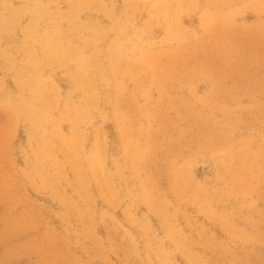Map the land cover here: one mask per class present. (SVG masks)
I'll return each mask as SVG.
<instances>
[{
    "label": "rangeland",
    "instance_id": "rangeland-1",
    "mask_svg": "<svg viewBox=\"0 0 264 264\" xmlns=\"http://www.w3.org/2000/svg\"><path fill=\"white\" fill-rule=\"evenodd\" d=\"M0 264H264V0H0Z\"/></svg>",
    "mask_w": 264,
    "mask_h": 264
}]
</instances>
